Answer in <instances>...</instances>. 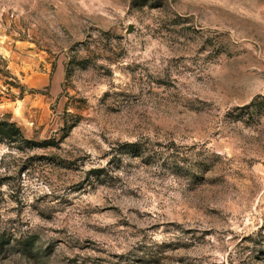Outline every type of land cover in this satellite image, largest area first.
Returning a JSON list of instances; mask_svg holds the SVG:
<instances>
[{"label":"rangeland","instance_id":"1","mask_svg":"<svg viewBox=\"0 0 264 264\" xmlns=\"http://www.w3.org/2000/svg\"><path fill=\"white\" fill-rule=\"evenodd\" d=\"M0 120V264H264V0H0Z\"/></svg>","mask_w":264,"mask_h":264},{"label":"trees","instance_id":"2","mask_svg":"<svg viewBox=\"0 0 264 264\" xmlns=\"http://www.w3.org/2000/svg\"><path fill=\"white\" fill-rule=\"evenodd\" d=\"M52 144L53 143H50L49 140L41 143L34 142L24 136L22 129L16 122L0 120V145H5L11 151L25 152L36 147H46ZM135 145L136 144H130L128 146L135 147ZM10 244V240H7L4 236H0V245L4 246ZM17 244L21 247L23 255L31 256V254L35 253V240L27 238L17 241ZM35 254L38 255L37 253Z\"/></svg>","mask_w":264,"mask_h":264},{"label":"water","instance_id":"3","mask_svg":"<svg viewBox=\"0 0 264 264\" xmlns=\"http://www.w3.org/2000/svg\"><path fill=\"white\" fill-rule=\"evenodd\" d=\"M133 29H134V27L132 25H130L128 30H129V32H132Z\"/></svg>","mask_w":264,"mask_h":264}]
</instances>
